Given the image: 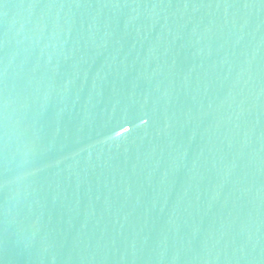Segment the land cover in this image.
Wrapping results in <instances>:
<instances>
[{
  "label": "water",
  "instance_id": "obj_1",
  "mask_svg": "<svg viewBox=\"0 0 264 264\" xmlns=\"http://www.w3.org/2000/svg\"><path fill=\"white\" fill-rule=\"evenodd\" d=\"M0 264H264V0H0Z\"/></svg>",
  "mask_w": 264,
  "mask_h": 264
}]
</instances>
